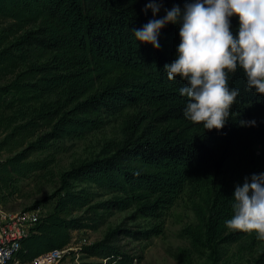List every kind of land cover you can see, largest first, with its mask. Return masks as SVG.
<instances>
[{
	"label": "trees",
	"instance_id": "trees-1",
	"mask_svg": "<svg viewBox=\"0 0 264 264\" xmlns=\"http://www.w3.org/2000/svg\"><path fill=\"white\" fill-rule=\"evenodd\" d=\"M151 0H0V17L10 21L0 31V109L23 115L6 124L0 151L11 141L35 137L21 151L0 159V190L53 159H30L52 141L102 128L110 118L134 109L123 126V140L105 145L100 156L61 174L54 209L22 240L19 256L69 245L73 231L96 229L106 212L131 210L104 237L81 248L87 257L107 264H133L121 240H149L164 233V216L188 188L197 225L184 232L195 245L210 250L255 236L230 230L235 187L264 173V122L241 127V120L264 114V95L249 89L242 69L229 74L239 91L222 130H206L184 117L183 81L169 80L164 66L177 57L179 25L160 30L156 49L140 43L132 29L153 19ZM190 0H164L155 18ZM239 26L232 17V31ZM18 138V139H16ZM73 182L88 183L76 189ZM96 197H102L96 200ZM73 212H81L74 216ZM105 212V213H104ZM148 219L135 227L128 220ZM264 264V249L256 259ZM101 264V263H99Z\"/></svg>",
	"mask_w": 264,
	"mask_h": 264
},
{
	"label": "clouds",
	"instance_id": "clouds-1",
	"mask_svg": "<svg viewBox=\"0 0 264 264\" xmlns=\"http://www.w3.org/2000/svg\"><path fill=\"white\" fill-rule=\"evenodd\" d=\"M164 0H151L144 11L153 19L132 29L140 43L156 49L160 30L179 25L177 57L164 66L169 80L184 83L179 94L186 97L184 117L208 130H222L239 91L229 87V74L243 70L247 87L264 95V0H190L155 18ZM232 17L239 26L232 31ZM255 120H241V127L255 126ZM230 230L255 234L264 241V173L245 177L235 187L232 216L225 221Z\"/></svg>",
	"mask_w": 264,
	"mask_h": 264
},
{
	"label": "rangeland",
	"instance_id": "rangeland-1",
	"mask_svg": "<svg viewBox=\"0 0 264 264\" xmlns=\"http://www.w3.org/2000/svg\"><path fill=\"white\" fill-rule=\"evenodd\" d=\"M10 21L0 17V31ZM134 114V109H127L110 118L102 128L80 136H67L51 142L46 149L34 151L30 159L49 157L53 159L48 169L27 174L19 180L13 189L0 190V203L9 211L27 208H39L43 214L51 212L57 198L52 194L60 187L61 174L80 164L101 155L105 145L123 140V126ZM14 118L23 121V115L13 110L0 109V139L10 128L6 124ZM252 120L264 122V114L253 115ZM18 139V138H16ZM30 137L18 143L11 141L0 151V159L21 151L34 140ZM76 189L89 187L91 191L101 192L93 185L73 182ZM96 197L95 199H101ZM193 196L186 188L164 216V233L149 240L134 241L130 238L121 240L124 250L138 257L133 264H257L256 259L264 249V241L255 236L245 237L237 242L221 245L217 250H210L195 245L191 237L184 232L189 225H197L198 218L193 209ZM105 213V212H104ZM81 212H73L77 216ZM131 210L106 212L96 229H79L73 231L70 245L75 247L61 264H99L101 259L87 257L81 252L86 244H91L104 237L106 232L130 216ZM150 221L144 218L128 220V225L145 227ZM23 264H32L31 260L21 259Z\"/></svg>",
	"mask_w": 264,
	"mask_h": 264
},
{
	"label": "built area",
	"instance_id": "built-area-1",
	"mask_svg": "<svg viewBox=\"0 0 264 264\" xmlns=\"http://www.w3.org/2000/svg\"><path fill=\"white\" fill-rule=\"evenodd\" d=\"M44 215L39 208L9 211L0 203V264H23L19 256L22 240L34 231ZM74 249L69 244L60 249L49 250L31 259V263L61 264ZM107 262V259H101V264ZM111 264H116V261Z\"/></svg>",
	"mask_w": 264,
	"mask_h": 264
}]
</instances>
